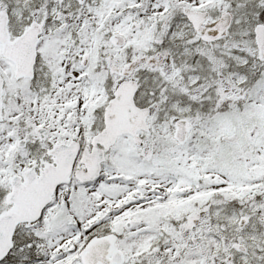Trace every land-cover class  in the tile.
Listing matches in <instances>:
<instances>
[{
    "label": "snow or ice",
    "instance_id": "obj_1",
    "mask_svg": "<svg viewBox=\"0 0 264 264\" xmlns=\"http://www.w3.org/2000/svg\"><path fill=\"white\" fill-rule=\"evenodd\" d=\"M0 264H264V0H0Z\"/></svg>",
    "mask_w": 264,
    "mask_h": 264
}]
</instances>
